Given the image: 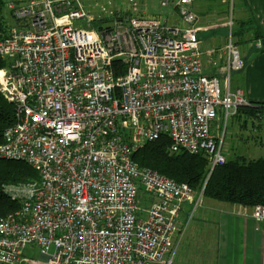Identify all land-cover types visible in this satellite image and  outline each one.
Segmentation results:
<instances>
[{"label":"built area","instance_id":"built-area-1","mask_svg":"<svg viewBox=\"0 0 264 264\" xmlns=\"http://www.w3.org/2000/svg\"><path fill=\"white\" fill-rule=\"evenodd\" d=\"M145 1L99 14L84 0L7 5L0 93L15 123L0 160L24 162L40 180L5 188L21 209L0 219V264H174L204 189L133 157L167 137L171 153L206 154L211 173L227 162L221 126L211 131L219 114L228 121L252 105L229 80L205 74L196 0L161 1L177 7L181 27L140 13ZM226 54L229 78L245 67L232 33ZM185 203L196 207L180 227ZM252 217L264 222V206ZM30 246L41 260L24 255Z\"/></svg>","mask_w":264,"mask_h":264},{"label":"crops","instance_id":"crops-1","mask_svg":"<svg viewBox=\"0 0 264 264\" xmlns=\"http://www.w3.org/2000/svg\"><path fill=\"white\" fill-rule=\"evenodd\" d=\"M161 1L146 0L140 13L163 16L171 25L181 27L177 7L176 10L162 8ZM231 5L233 11H237L233 29L230 27ZM127 6L126 0L123 7H117ZM193 10L198 16L205 74L219 77L223 85L225 79L229 80L231 92L240 89L249 104L264 106V0H235L234 4L231 0H196ZM231 33L245 67L233 71L228 78L226 45ZM253 119L257 145L261 141L264 147V136L260 134L264 132V121ZM194 207L190 203L183 205L178 219L180 227L190 219ZM252 216L253 208L226 205L204 197L202 206L191 216L187 236L178 244L175 264H264V222Z\"/></svg>","mask_w":264,"mask_h":264},{"label":"trees","instance_id":"trees-1","mask_svg":"<svg viewBox=\"0 0 264 264\" xmlns=\"http://www.w3.org/2000/svg\"><path fill=\"white\" fill-rule=\"evenodd\" d=\"M6 6L0 0V30L6 23ZM7 62L0 60V70ZM255 118L264 112V106H248L238 110ZM15 123V107L0 93V144L5 131ZM171 141L162 137L147 143L134 155L141 167L150 168L175 182L189 185L196 194L204 189V197L217 202L254 208L264 206V158L227 162L210 173V161L206 154L187 151L170 152ZM40 180L39 173L24 162L0 160V219L21 209V203L5 191L8 186H21Z\"/></svg>","mask_w":264,"mask_h":264},{"label":"rangeland","instance_id":"rangeland-1","mask_svg":"<svg viewBox=\"0 0 264 264\" xmlns=\"http://www.w3.org/2000/svg\"><path fill=\"white\" fill-rule=\"evenodd\" d=\"M6 6L5 12H7V5L15 3L16 5H20L22 3H26L25 0H3ZM126 0H84V3L89 7L90 11L94 12V14H99L100 8L104 6H108L109 4L114 7V5L123 7ZM114 4V5H113ZM232 4V3H231ZM234 6L231 5L230 8V20H237V11H233ZM12 22V21H11ZM95 27V26H94ZM253 118L247 116L243 112H240L238 115L229 118L226 121V118L223 113L219 114V121L215 122V126H213V133L218 134L216 130V125L221 126V131H219V136L222 140L225 139L223 146V154L226 156V159L236 161L241 159L242 157L247 159H254L261 156H264V147L261 146L260 142L257 145V137L258 134L253 131ZM264 136V132L260 133ZM191 223V220L187 222V228L185 235L188 234V228ZM182 239V240H183ZM41 250L39 247L30 246L25 250L24 255L28 257V259H32L34 261L41 260ZM178 254V253H177ZM176 254V258L177 257ZM176 258L174 260V264L176 262Z\"/></svg>","mask_w":264,"mask_h":264}]
</instances>
